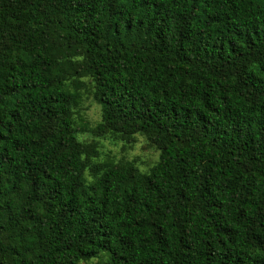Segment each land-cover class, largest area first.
<instances>
[{"label": "trees", "instance_id": "16d2710c", "mask_svg": "<svg viewBox=\"0 0 264 264\" xmlns=\"http://www.w3.org/2000/svg\"><path fill=\"white\" fill-rule=\"evenodd\" d=\"M102 252L264 264V0H0V264Z\"/></svg>", "mask_w": 264, "mask_h": 264}, {"label": "rangeland", "instance_id": "374dc122", "mask_svg": "<svg viewBox=\"0 0 264 264\" xmlns=\"http://www.w3.org/2000/svg\"><path fill=\"white\" fill-rule=\"evenodd\" d=\"M80 114L91 126H95L101 120L100 106L93 100L91 95H85ZM83 138L91 140L93 133L83 134ZM100 138V139H99ZM97 138L102 143L100 161L112 158L117 161L134 160L143 171H149L151 166L158 160L159 151L155 149L142 135L137 136L134 144H124L123 142L113 143L109 138ZM110 254L102 252L99 256L93 257L80 264H109Z\"/></svg>", "mask_w": 264, "mask_h": 264}]
</instances>
